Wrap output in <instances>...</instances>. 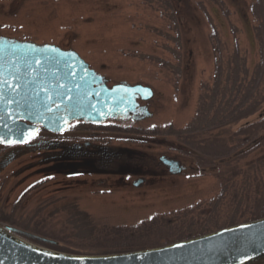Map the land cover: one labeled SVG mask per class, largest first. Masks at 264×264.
<instances>
[{
	"label": "rangeland",
	"instance_id": "1",
	"mask_svg": "<svg viewBox=\"0 0 264 264\" xmlns=\"http://www.w3.org/2000/svg\"><path fill=\"white\" fill-rule=\"evenodd\" d=\"M0 35L73 49L108 85L153 90L140 102L150 112L144 119L73 121L60 135L42 131L31 141L109 148L104 169L61 165L57 149L0 147V162L16 156L0 165V223L87 252L131 233L152 247L251 217L264 193V120L241 130L237 121L210 130V120L200 122L206 129L194 140L214 141L205 155L224 158L215 166L199 169L193 157L203 151L183 139L196 125L200 96L213 92L218 61L244 63L248 78L262 64L264 0H0ZM221 93L220 109L229 98ZM49 154L55 162L41 160ZM161 155L186 168L169 173Z\"/></svg>",
	"mask_w": 264,
	"mask_h": 264
},
{
	"label": "water",
	"instance_id": "2",
	"mask_svg": "<svg viewBox=\"0 0 264 264\" xmlns=\"http://www.w3.org/2000/svg\"><path fill=\"white\" fill-rule=\"evenodd\" d=\"M153 90L125 81L108 86L73 49L0 35V144L26 143L38 126L61 132L73 120L100 123L149 116ZM264 117V107L238 125ZM169 173L186 167L164 155ZM142 179L134 181L138 185ZM56 243L0 224V264H264V216L179 241L115 253H73Z\"/></svg>",
	"mask_w": 264,
	"mask_h": 264
},
{
	"label": "trees",
	"instance_id": "3",
	"mask_svg": "<svg viewBox=\"0 0 264 264\" xmlns=\"http://www.w3.org/2000/svg\"><path fill=\"white\" fill-rule=\"evenodd\" d=\"M231 61H233V60H229V62H231ZM216 67H217L218 74H217V77L215 79L214 89H212L213 92H212V94H210L208 96L205 94L204 95L202 94L200 96L199 109L197 111V116L194 119V124L196 123V125L187 131V133L185 134V135H187V137H185L183 139L190 146L192 144H194L192 147H196L198 149V151H200V150L203 151V153L196 154L195 157L192 156L193 159L195 160L194 162L196 163V165H198L199 169L203 168V166H204L203 164L207 161H210L211 162L210 164H212V166H215V164H219V163L224 162V158L220 159V157H219L220 162L214 163V160L216 158L208 157L207 155H205L206 152H209L210 150L215 149L214 141H212L210 137H206V138L204 137L201 139L194 140L196 138L194 136H197V134H199L201 132H205V129H206L204 127H201L199 123L202 121H206L207 119L210 120L211 124H209L207 127V130H210L212 128H218L222 125L229 124L231 122H235V121L241 122V121L249 118L250 116H252L258 109H260L261 107L260 108H258V107L261 104V102L264 101V87H263L264 86V68H263L264 67V60L262 61V64L258 63L255 66V70L253 71L250 78H248L249 72H248V69L245 67L244 63L240 64V62H239L235 66L233 65V67H231L229 64H227L226 67L224 68V66L222 65V62L218 61ZM224 70L226 71L227 75H226L225 81H222L221 73ZM219 86H221L222 93L220 91H217V88ZM227 86H229V88H227ZM227 92L229 93V98L226 100V102L223 103L224 107L222 106V108L220 109L219 106H220V103L222 102V100L219 102L218 106H216V102L218 100V97L221 93L222 98H223V96ZM211 111L213 112L212 116H210L208 114ZM221 112H223V114L219 115V114H221ZM225 112H226V114H224ZM209 117H210V119H209ZM261 119L264 120V117ZM212 121H214V123ZM253 125H255L254 122L245 125V127L246 126L251 127ZM242 128H244V127H241L239 130H241ZM261 128L264 129V123L261 125ZM197 131H199V133H197V134L194 133ZM178 134L179 133H177V135ZM247 135H248V133H246L245 136H247ZM262 136H264V135H262ZM211 146H214V147H211ZM255 200H256V202L254 205V210H253L254 212L252 213L251 217H249L247 219H243L241 221L231 222L225 226H229L232 224H236L239 222H243V221H247V220H251L254 218L264 216V193L260 197L256 198ZM225 226H223V227H225ZM223 227H221V228H223ZM115 230L116 231H118V230L122 231V229H120V228H115ZM130 235L132 237L129 240L126 239V241L124 240L122 242L123 239L120 238L116 244L92 245L93 249L89 250L87 252H80L77 250H72L68 246L67 247L70 250H66L65 247L63 246L64 243L60 239L55 238V237H51V238L46 237V238L53 239L56 241V243H41V244L46 245V246L51 247V248L56 249V250H60V251L73 252V253H87V254L88 253H101V254L115 253V252H123V251H130V250H135V249L146 248L145 246L136 243V242H138L139 236H137L135 233H133V234L131 233ZM197 235H199V234H197ZM193 236H196V235H193ZM193 236H187V238H190ZM114 238H117V237H114ZM184 239H186V238H184ZM176 241H178V240H176ZM109 242H111V241H109ZM61 243H62V245H61ZM167 243H170V242H166L164 244H167ZM159 245H163V244H159ZM159 245H155V246H159Z\"/></svg>",
	"mask_w": 264,
	"mask_h": 264
},
{
	"label": "flooded vegetation",
	"instance_id": "4",
	"mask_svg": "<svg viewBox=\"0 0 264 264\" xmlns=\"http://www.w3.org/2000/svg\"><path fill=\"white\" fill-rule=\"evenodd\" d=\"M129 120V119H128ZM43 130H38V132L32 137V139L30 141H28L27 143H23V144H0V147H7V146H32L33 143L31 142L33 139H35L40 132H42ZM47 134H50V135H60L62 134V132H48L46 131ZM36 146H32L33 148L35 147V149H57L60 154L59 156H56V157H59V158H56V159H59L61 160V165H70V164H74L76 163L77 165H94V166H101L103 169L105 168V160L106 158H108V156L111 154L112 155V151H110L111 149L109 148H103L102 149H94L92 147H90V144L88 143H85L82 147L81 146H77V145H72V146H68V145H65L64 143L62 142H59L57 143V141L55 142H46L44 143V141L42 140H39L38 142L35 143ZM97 153V155L99 157H89V155H86L87 153ZM16 158L15 154L13 155L12 153L9 154V159H4L3 161L0 162V165L2 164V167H6L7 165H9L7 163L8 160H10V158H12V161H13V158ZM55 158L52 157L51 154H49L47 157H45L44 159H41L43 162H46V163H50V162H55ZM40 160V161H41ZM71 161V163L69 162ZM11 163V162H9ZM70 163V164H69ZM1 167V168H2ZM76 167H73L71 168V170H66V171H72L74 172V169ZM90 168V167H88ZM76 170V169H75Z\"/></svg>",
	"mask_w": 264,
	"mask_h": 264
}]
</instances>
